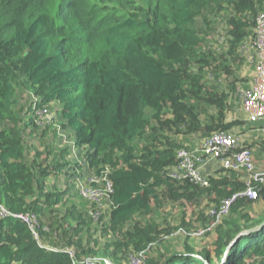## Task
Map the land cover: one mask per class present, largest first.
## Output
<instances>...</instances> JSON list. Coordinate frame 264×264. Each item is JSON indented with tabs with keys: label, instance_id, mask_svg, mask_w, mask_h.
<instances>
[{
	"label": "trees",
	"instance_id": "1",
	"mask_svg": "<svg viewBox=\"0 0 264 264\" xmlns=\"http://www.w3.org/2000/svg\"><path fill=\"white\" fill-rule=\"evenodd\" d=\"M260 14L264 0H0V202L37 221L35 237L27 223L0 218V264L94 257L82 236L95 206L72 192L83 170L111 184L99 226L109 237L108 257L128 263L143 252L144 264H264V228L241 237L225 259L240 231L264 222V208L254 207L264 203V181L254 184L256 198H236L215 223L210 211L193 219L185 207L205 201L218 208L245 190V173L220 168L207 186L169 174L194 138L245 125L225 117L230 97L240 104V48ZM47 108L74 145L88 147L82 161L70 159L55 120L39 119ZM245 145L264 172V139ZM175 205L181 220L172 231L184 237L182 251L155 220ZM213 230L211 249L188 244L196 232Z\"/></svg>",
	"mask_w": 264,
	"mask_h": 264
},
{
	"label": "built area",
	"instance_id": "2",
	"mask_svg": "<svg viewBox=\"0 0 264 264\" xmlns=\"http://www.w3.org/2000/svg\"><path fill=\"white\" fill-rule=\"evenodd\" d=\"M244 46L245 45L242 47ZM251 50L254 55L251 56L246 54L245 57L248 61L252 59L257 60L256 73L247 86L238 87L237 95L240 99L242 110L247 115L248 122L256 123L264 118V14H260L257 17L255 39L253 49L251 48L250 52ZM207 159L218 161L220 167L223 169L241 171L246 175V188L243 192L225 199L218 208H211L209 210L210 214L216 217V223L221 217L228 213L231 204L236 198L246 196L254 199L257 197V191L254 184L264 181V172L257 170L252 159L250 148L242 142L237 134L227 131H217L205 137L199 148L180 150L176 155L177 162L170 168L169 174L174 178L188 177L195 183L207 186V177L203 175L200 170V167ZM97 179L102 180L103 187H105V193H103L104 200H107L108 195L111 192V184L109 181L103 182V179H99L98 177ZM98 203H100V200ZM94 210L95 209H93V211ZM95 213H98L97 210H95ZM0 218L18 219L27 223L34 236L37 237V232L35 231L37 221L35 217L10 212L0 202ZM202 233L203 231H198L195 234ZM48 249L54 250L52 248ZM68 252L71 258L74 257L72 250H68ZM143 254L144 253L141 252L130 255L128 258L129 264H142L144 259ZM82 263L95 264L94 261L86 259Z\"/></svg>",
	"mask_w": 264,
	"mask_h": 264
},
{
	"label": "rangeland",
	"instance_id": "3",
	"mask_svg": "<svg viewBox=\"0 0 264 264\" xmlns=\"http://www.w3.org/2000/svg\"><path fill=\"white\" fill-rule=\"evenodd\" d=\"M255 39V28H254V33L253 35L248 37L246 41H244L241 45H245L244 47L240 48V54L241 57L244 59L243 65L241 66V70L239 71V75L242 79L245 80V83H243L240 87H245V84H249L255 73H256V67H257V60L252 59L249 60L245 57L246 54H249L253 56V52L250 49H253V43ZM219 40V39H218ZM218 40H215V44L218 43ZM247 47V48H245ZM249 48V49H248ZM231 101V109L230 111L227 112L226 119L227 121L231 120H236V119H241L242 121L245 122L247 118V115L245 112L242 110L241 104H239L237 98L230 97ZM236 101V102H235ZM38 117L41 121H52L55 120V128H57L59 132V136L61 137V141L64 142V145H67L71 149L70 153V159L72 161H82L83 156L85 153L88 151V147L86 146L85 148H82L81 146H76L74 145L75 143V137L72 136V133H67L66 131H62L61 125H59V117L55 113V109L53 108H47L44 111H39ZM244 117V118H243ZM246 118V119H245ZM245 119V120H244ZM237 126L234 127V132L237 134L238 132L236 131ZM239 134V133H238ZM261 137L264 138V131H261ZM240 136V135H239ZM248 138L250 136H247ZM198 138H194L190 143H188V147L192 146V148H199L201 146V139L197 140ZM197 140V141H196ZM196 143V144H195ZM191 144V145H189ZM191 149V148H187ZM179 172V171H178ZM77 173V172H76ZM79 172L77 173L75 178L77 180L75 181V186L72 189V192H77L79 195L84 200L89 201L91 204L95 206V210H97V214L95 213V210L93 211L92 209H87V215H88V221H89V226L87 227V230H85V233L82 236L83 242L87 243L88 246H94L93 248V253L94 257H84L83 261L89 260V261H94L95 264H129L125 263V259L123 262H120L118 260H115L111 257H108V254H106L103 251V247L105 246L106 242L109 240L108 236H104L102 230L99 228L100 224L106 220L105 218V212L108 208V204L105 205L107 200H104V189L102 184V180H98L97 177L89 170L86 171H81L80 177L78 176ZM64 176L66 174H63ZM208 177L207 175H205ZM74 177H71V179H74ZM50 182L54 181V177H51L49 179ZM64 183L59 182V187H63ZM0 200L2 203L4 202V196L0 197ZM100 200V203L98 201ZM95 202V203H94ZM212 207L211 205H207L205 201H203L202 205L200 207L198 206H186L185 211L186 214L190 215L189 218H193L203 212L209 211V209ZM256 209V212L264 208V203H256L254 206ZM158 214L155 215V220L157 222V225H159V230L164 232L165 230L167 231H172V227H177L180 225V220H181V208L177 205L175 206H168L167 208H164L163 211L157 212ZM161 213V214H160ZM168 235V234H167ZM202 234H195L191 239H189L188 244L192 247L193 250L195 251H201L202 249H211L212 248V243L215 239V230L210 232L206 236H201ZM166 239H170L174 243V248L182 251L183 250V245L181 244L182 240L184 237L178 233V230L172 231L168 236L165 237ZM90 239V240H89ZM89 240V241H88ZM94 240H98L96 243H94ZM48 246V245H47ZM154 247L158 248V244L155 245ZM105 253V254H104ZM144 259L142 261V264L145 263V255L143 256ZM73 261L75 262L76 259L72 258ZM215 259V258H214ZM79 262V261H76ZM219 262V261H218ZM217 262V263H218Z\"/></svg>",
	"mask_w": 264,
	"mask_h": 264
},
{
	"label": "crops",
	"instance_id": "4",
	"mask_svg": "<svg viewBox=\"0 0 264 264\" xmlns=\"http://www.w3.org/2000/svg\"><path fill=\"white\" fill-rule=\"evenodd\" d=\"M249 123L250 122H248V120L246 119L245 125H243L241 127H237V129H236V131L239 133V134L237 133V135L238 136L240 135L239 137L241 138V140L244 144L250 143L255 139L262 138L260 133H261V131H264V118L259 120L256 123H253V124H249ZM233 133H235V132H233ZM247 136H250V137L248 138ZM262 139H264V138H262ZM189 145H191V144H189ZM193 145L194 144L189 146V148L194 149V148H192ZM220 168L221 167H220V164L218 163V161L207 159L206 162L200 167V170H201L203 175L211 176L215 173V171H217Z\"/></svg>",
	"mask_w": 264,
	"mask_h": 264
},
{
	"label": "water",
	"instance_id": "5",
	"mask_svg": "<svg viewBox=\"0 0 264 264\" xmlns=\"http://www.w3.org/2000/svg\"><path fill=\"white\" fill-rule=\"evenodd\" d=\"M264 228V222H262L260 225H257L255 227L249 228V229H245L240 231L230 242V244L228 245L227 249H226V253H225V259L228 258V255L231 253V250L235 247V245L238 243V241L240 240L241 237L246 236V235H250L252 233L258 232L260 230H262ZM197 257H200L198 255H196ZM208 263V262H207ZM210 264V263H208Z\"/></svg>",
	"mask_w": 264,
	"mask_h": 264
},
{
	"label": "clouds",
	"instance_id": "6",
	"mask_svg": "<svg viewBox=\"0 0 264 264\" xmlns=\"http://www.w3.org/2000/svg\"><path fill=\"white\" fill-rule=\"evenodd\" d=\"M218 264H220V263H218Z\"/></svg>",
	"mask_w": 264,
	"mask_h": 264
}]
</instances>
